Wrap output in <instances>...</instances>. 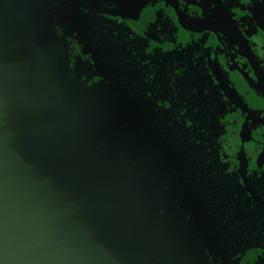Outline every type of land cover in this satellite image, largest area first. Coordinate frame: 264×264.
Here are the masks:
<instances>
[{"label": "trees", "instance_id": "trees-1", "mask_svg": "<svg viewBox=\"0 0 264 264\" xmlns=\"http://www.w3.org/2000/svg\"><path fill=\"white\" fill-rule=\"evenodd\" d=\"M43 1L42 21L35 23L49 31L46 37L56 47L50 56L58 76L76 92L87 121L95 117L105 127L122 171L129 169L141 188L139 179L149 177L153 198L144 189L147 215L160 217L191 260L175 261L264 264V207L250 197L242 179L226 175L217 154L225 128L221 117L230 103L207 65L210 38L183 30L147 3L141 20L159 41L128 26L110 33L111 20L99 14L85 17L84 35L76 39L67 31L64 9ZM23 2L32 19L33 5ZM136 144L150 162L147 168L133 152Z\"/></svg>", "mask_w": 264, "mask_h": 264}, {"label": "water", "instance_id": "water-1", "mask_svg": "<svg viewBox=\"0 0 264 264\" xmlns=\"http://www.w3.org/2000/svg\"><path fill=\"white\" fill-rule=\"evenodd\" d=\"M23 3L0 0V264H178Z\"/></svg>", "mask_w": 264, "mask_h": 264}, {"label": "flooded vegetation", "instance_id": "flooded-vegetation-1", "mask_svg": "<svg viewBox=\"0 0 264 264\" xmlns=\"http://www.w3.org/2000/svg\"><path fill=\"white\" fill-rule=\"evenodd\" d=\"M37 1L38 6H43V0ZM147 3L161 8L183 30L210 38L207 65L230 103L221 117L225 128L217 154L226 175L242 179L252 198L246 186L248 181L262 203L252 199L264 207V51H255L253 37L245 33L249 18L243 16L242 9L237 7L236 10L229 0H51L49 5L64 9L67 31L74 32L76 39L84 35L85 17L99 14L111 20L113 26H106L110 33L128 26L141 36L159 41L141 20ZM138 4L142 5L139 12ZM40 28L45 32L42 26ZM251 179L258 182L256 187Z\"/></svg>", "mask_w": 264, "mask_h": 264}, {"label": "rangeland", "instance_id": "rangeland-1", "mask_svg": "<svg viewBox=\"0 0 264 264\" xmlns=\"http://www.w3.org/2000/svg\"><path fill=\"white\" fill-rule=\"evenodd\" d=\"M231 4H235V9H242L241 13L243 14V16L248 17V21L249 24L247 27H245V33H247L248 35H250L251 37H253V48L255 51H258L259 53H262V51H264V0H229ZM33 4H36L33 8H34V12H33V24L36 26L35 21H42L43 15V8L41 6H38V1L37 0H32ZM236 9V10H237ZM238 12V11H237ZM30 18V17H29ZM29 22V21H28ZM29 24L31 25V23L29 22ZM49 33V31L46 29L44 34L45 36L44 39H46V41L41 40V50H43V52H48V51H56V47L52 44V39L51 38H47L46 34ZM41 33L36 34L35 36L40 37ZM260 40H262L263 42H260ZM40 50V51H41ZM42 53V51H41ZM43 54V53H42ZM50 54V53H49ZM47 59V60H46ZM45 61L47 64V67L49 68V70L53 73V74H58V66L56 65V61L52 58V57H46ZM60 82H62L60 80ZM60 85V84H59ZM63 85H60V87ZM66 84L63 86L65 87ZM69 89V87H66ZM102 89H104V86H101ZM70 90V89H69ZM77 95H74V98L77 100ZM99 100V99H98ZM75 102V100H73ZM112 101V100H111ZM113 105V103H112ZM116 106V105H115ZM112 111L116 110L117 108L115 107H111ZM89 115L92 117L93 113L90 111ZM127 118V110H125V115L123 116L122 120L125 121ZM89 123V121H88ZM101 130L106 133V129L103 126L101 128ZM100 130H96V132L99 135H102L100 132ZM102 143L105 144L104 147H106V151L107 153L110 155L113 164L116 166V164L121 167L120 164V156L118 153V149H114L112 147V145L107 144L110 143L109 142V138L107 137V135H102ZM111 141V140H110ZM101 142V141H100ZM133 148V146H131V149ZM133 151V150H132ZM120 152V151H119ZM133 152H137L138 155H140L142 157V159L144 160V167L147 168V166L150 164V162L148 161L144 152V149L142 148V146L136 144V151ZM108 155V156H109ZM116 162V164H115ZM124 168H126L124 166ZM153 168V167H152ZM122 169V167H121ZM154 169V168H153ZM123 170V169H122ZM129 170V169H128ZM127 169L124 170V174H127L128 178L130 179L129 183L132 181L133 182V178L134 175L128 171ZM155 170V169H154ZM120 175L123 177V173L120 172ZM123 179H126L125 177H123ZM132 179V180H131ZM146 179H149L148 176L146 177H141L139 179V184L143 186V189H146L147 191H149L151 194V199L153 198V189L149 186L148 182ZM162 179V178H160ZM131 182V183H132ZM157 182H159L157 180ZM130 183V184H131ZM174 191V190H173ZM136 195H139V201L142 203H146V194H144V191L141 190L140 188H137L135 191ZM148 208H150L149 206H147V211L142 210L144 213L145 212H149ZM152 214V213H151ZM160 217H156L154 218L155 221L153 224V227L155 228V230L157 231V233L161 236V240L165 242V245L168 249L169 252H171L172 256L174 258H176L178 261L185 260L187 259L186 256L184 255V249L183 246L180 244L179 240L177 239V236L175 235V233H173L172 231L170 232L169 228L167 227V225H163L160 222H158ZM168 223L171 224V226H174L173 220L169 221ZM194 226L192 227V230L194 228V231H198V227L196 226V224H193ZM176 227V226H174ZM191 227V226H190ZM189 227V228H190ZM194 256V255H193ZM193 258V257H192ZM194 259V258H193ZM179 263V262H178Z\"/></svg>", "mask_w": 264, "mask_h": 264}]
</instances>
